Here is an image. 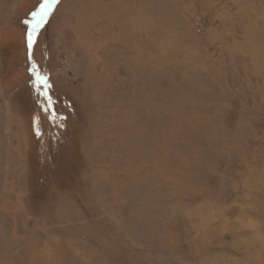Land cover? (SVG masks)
<instances>
[{
  "label": "rangeland",
  "instance_id": "obj_1",
  "mask_svg": "<svg viewBox=\"0 0 264 264\" xmlns=\"http://www.w3.org/2000/svg\"><path fill=\"white\" fill-rule=\"evenodd\" d=\"M42 3L0 0V264H264V0Z\"/></svg>",
  "mask_w": 264,
  "mask_h": 264
},
{
  "label": "snow or ice",
  "instance_id": "obj_2",
  "mask_svg": "<svg viewBox=\"0 0 264 264\" xmlns=\"http://www.w3.org/2000/svg\"><path fill=\"white\" fill-rule=\"evenodd\" d=\"M56 3H58V0H43V3L41 4V9H43V12L40 13L41 20H43L44 17L46 15H48L49 11L51 10L50 6L53 4H56ZM46 5L48 6L47 8L45 7ZM32 15H33V17H35L37 15V13L34 12ZM39 27H40V25L38 24L37 28H39ZM35 33H36V29H32L28 34V47H29V49H31L32 45L35 43ZM33 68H35V65L33 66ZM36 78H37L38 83H40V84H46V82H47V78L40 76L38 73L36 74ZM45 95H46V93H45Z\"/></svg>",
  "mask_w": 264,
  "mask_h": 264
}]
</instances>
